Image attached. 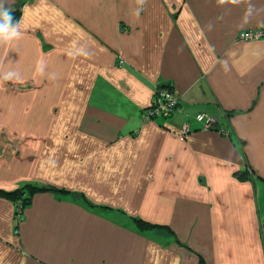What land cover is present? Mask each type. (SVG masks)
<instances>
[{
    "label": "crops",
    "instance_id": "obj_1",
    "mask_svg": "<svg viewBox=\"0 0 264 264\" xmlns=\"http://www.w3.org/2000/svg\"><path fill=\"white\" fill-rule=\"evenodd\" d=\"M5 6L22 34L0 43V190L69 193L19 222L0 198V264H264V38L238 39L264 0ZM162 85L180 111L147 119Z\"/></svg>",
    "mask_w": 264,
    "mask_h": 264
},
{
    "label": "trees",
    "instance_id": "obj_2",
    "mask_svg": "<svg viewBox=\"0 0 264 264\" xmlns=\"http://www.w3.org/2000/svg\"><path fill=\"white\" fill-rule=\"evenodd\" d=\"M20 12H21L20 9H16V10L13 11L14 20H16V21L19 20ZM159 87H163V88L164 87H168V88L172 89V87L170 85H162V86H159ZM175 95H176V97L178 99V95L176 93H175ZM160 99H161V96H160V94H158V91H157V88H156V90H155V92L153 94V98H152L151 104L148 106V108L144 109L143 115H145V116L149 115L150 119H156V118L165 119V120L170 119L173 116V114H169V115H166V116H162L161 114L156 115V113H155L156 104H154V102H156V101H158ZM178 101H179V99H178ZM150 113H152V114H150ZM197 115H199V114H197ZM216 124H217V120H216L215 124H212V126H210V128L211 127H216L215 126ZM235 175L238 176L239 178H246V173H243V174H240V175L237 173ZM39 192L69 193L67 190L59 189V188H56L55 186H51V185H47V184L37 185L35 183L28 182V183H25V184H22V185L18 186L14 190H10V191L0 190V198L7 199V200L11 201L14 204V206L16 208V214H15L16 217L15 218L17 219V222H19L20 219L22 218L23 210L31 204L33 195L36 194V193H39ZM83 200H84V202L86 204H88L90 206L93 205L85 197H83ZM103 207L104 208H109L107 206H103ZM133 221L135 222L136 226L141 231L152 229V228H155V227L163 228V226L150 224V223H148V222H146V221H144V220H142L140 218H137V217H134ZM199 264H205L204 260L201 257L199 259Z\"/></svg>",
    "mask_w": 264,
    "mask_h": 264
},
{
    "label": "built area",
    "instance_id": "obj_3",
    "mask_svg": "<svg viewBox=\"0 0 264 264\" xmlns=\"http://www.w3.org/2000/svg\"><path fill=\"white\" fill-rule=\"evenodd\" d=\"M260 38H264V29L243 30L238 35V39L244 42L257 40ZM157 91L158 94H160L161 99L154 102V104H156V108H155L156 115L161 114L162 116H166L180 111L179 101L172 89L168 87H164V88L159 87L157 88ZM149 117H150L149 115L146 116L147 119H150ZM196 119L198 122L203 123V127L206 129H209L210 126H212V124H215L216 122L215 118L211 116H205L203 114L197 115ZM186 131H188L187 125L184 126V129L180 134H184ZM218 131L222 135H226L228 133L227 130L224 128H219Z\"/></svg>",
    "mask_w": 264,
    "mask_h": 264
},
{
    "label": "clouds",
    "instance_id": "obj_4",
    "mask_svg": "<svg viewBox=\"0 0 264 264\" xmlns=\"http://www.w3.org/2000/svg\"><path fill=\"white\" fill-rule=\"evenodd\" d=\"M5 4L6 0H0V43H10L22 34L20 22L14 20L13 9ZM11 75L9 73L5 78H11Z\"/></svg>",
    "mask_w": 264,
    "mask_h": 264
},
{
    "label": "rangeland",
    "instance_id": "obj_5",
    "mask_svg": "<svg viewBox=\"0 0 264 264\" xmlns=\"http://www.w3.org/2000/svg\"><path fill=\"white\" fill-rule=\"evenodd\" d=\"M187 134V131L184 133V135H186Z\"/></svg>",
    "mask_w": 264,
    "mask_h": 264
}]
</instances>
